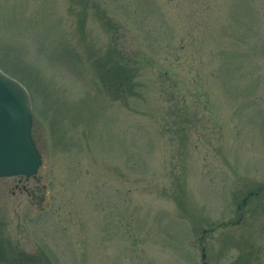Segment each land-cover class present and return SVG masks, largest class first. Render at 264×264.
<instances>
[{
	"label": "rangeland",
	"instance_id": "374dc122",
	"mask_svg": "<svg viewBox=\"0 0 264 264\" xmlns=\"http://www.w3.org/2000/svg\"><path fill=\"white\" fill-rule=\"evenodd\" d=\"M0 68V264H264V0H0Z\"/></svg>",
	"mask_w": 264,
	"mask_h": 264
},
{
	"label": "water",
	"instance_id": "95a60500",
	"mask_svg": "<svg viewBox=\"0 0 264 264\" xmlns=\"http://www.w3.org/2000/svg\"><path fill=\"white\" fill-rule=\"evenodd\" d=\"M32 122L28 92L0 70V177L37 173L42 159L32 137Z\"/></svg>",
	"mask_w": 264,
	"mask_h": 264
}]
</instances>
